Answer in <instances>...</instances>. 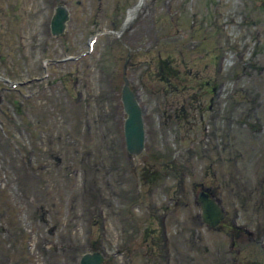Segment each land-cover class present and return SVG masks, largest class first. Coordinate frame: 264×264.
Returning <instances> with one entry per match:
<instances>
[{
  "label": "rangeland",
  "instance_id": "rangeland-1",
  "mask_svg": "<svg viewBox=\"0 0 264 264\" xmlns=\"http://www.w3.org/2000/svg\"><path fill=\"white\" fill-rule=\"evenodd\" d=\"M63 1L71 10L70 21L76 33L77 50H97L106 54L108 65L118 74L123 57L127 56V48L114 40V34L97 32L117 29L138 0ZM20 2L23 4V0ZM39 6L40 0H34L33 7L31 0H26L21 7L28 10L33 21H48L53 6L44 7L41 13ZM95 34L93 43L88 45V40ZM122 36L134 48L126 75L132 76L133 67H136L135 87L145 111V149L137 159L124 155L125 150L120 147L122 119L92 122L91 138L83 131L84 121L78 119L73 136L52 138V144H45H48L47 150L54 145L57 155L64 154L62 168L55 165L31 173L25 166L28 152L19 153L16 146L20 145L26 151L36 140L20 136L9 138L0 132V164L7 167L8 177L6 186H0V226L3 227L0 230V250L12 255L13 264H58L59 261L74 264L69 253L65 256L68 260L51 253V258L43 262L40 256L42 237L57 246L76 245L79 250L76 257H79L90 240L101 236L98 226L88 224L86 207L101 193L106 177L134 178L133 166L138 161L136 166L141 172L144 165L156 167L159 172L158 162L170 159L169 155L176 153L175 161L187 166V182L210 183L212 178L220 179L221 196L228 205L235 199L238 187L241 188L240 194H250L252 201L261 191L264 193V105L257 110L256 99L260 98L259 102L264 104L262 0H142ZM217 52L223 56L218 65L213 64ZM168 58L170 72L160 66V60ZM251 61L255 62L254 67L249 65ZM168 75L171 76L166 80ZM204 79H209V85L201 84ZM216 81L223 84L218 91V103L214 101L212 106L219 109V118L216 119L219 139H215L218 146L214 151H208V145L198 139L201 131H205L203 123H211L209 86ZM184 86L187 88L183 89ZM251 98L255 101L257 116H262L260 120L255 115L247 117ZM81 113L79 107L78 114ZM254 117L262 124V130L253 132L249 122L238 123L247 118L252 124L256 121ZM226 125L233 130L229 137L225 134ZM215 140L211 139V143ZM42 145L39 140V146L44 150ZM202 147L205 150L201 151ZM86 152L91 156L88 164ZM40 154L32 156L35 167L42 163ZM67 155H75L76 161L83 160V167L91 168L87 173L92 179L91 190H82L83 171L66 169L67 162L70 165ZM212 158L214 161L211 162ZM105 165L111 166L109 175ZM246 209L252 210L253 207L248 205ZM43 213L48 217L49 226L58 224L60 227L54 233H49L47 224L42 222ZM61 233L65 236L63 240Z\"/></svg>",
  "mask_w": 264,
  "mask_h": 264
},
{
  "label": "flooded vegetation",
  "instance_id": "flooded-vegetation-1",
  "mask_svg": "<svg viewBox=\"0 0 264 264\" xmlns=\"http://www.w3.org/2000/svg\"><path fill=\"white\" fill-rule=\"evenodd\" d=\"M62 2L40 0V13L49 5L53 10L48 21H33L34 17L21 7L26 0L23 4L20 0L15 4L13 0H0V132L9 138L20 136L36 140L26 151L20 145L16 146L19 153L28 152L25 166L31 173L64 164V154L57 155L54 145L47 150L48 144H45H52V138L73 136L78 119L84 121L83 131L88 138H91L92 122L109 118L123 120L121 88L125 76L137 93L136 67H133L132 76L126 75L125 61L128 59V64L134 48L122 36L125 28L112 33L114 39L127 48V56L123 57L121 71L117 74L115 68L108 65L106 54L97 50H77L71 21L64 33L54 31L51 19ZM33 3L31 0L32 7ZM210 90L208 107L212 119L210 124L203 123L205 131H201L198 141L208 145L206 150L214 151L218 146L215 139L218 138L216 119L219 109L212 106L219 98L214 84ZM250 101L252 104L253 98ZM199 117L203 119L202 114ZM211 139L216 143L212 144ZM39 140L43 142L44 150L40 148ZM120 147L125 150L123 137ZM38 153L42 163L35 167L32 156L36 157ZM86 155L88 164L91 156L88 152ZM124 155L139 157L126 152ZM74 156L67 155L70 165L67 162L66 169L83 171L82 190H91L92 179L87 177L91 168L86 169L84 164L83 167V160L78 162ZM175 157L176 153L170 159L158 162L159 173L165 172L163 177H155L156 167L144 165L141 172L136 166L138 161L133 166L134 178L103 179L101 193L86 207L88 224L98 226L101 236L90 240L80 255L84 250L98 249L103 264H264V193L257 194L252 201L251 195H241L238 187L235 199L228 205L221 196L220 179L212 178L210 183L193 180L189 184L185 178L186 165L175 161ZM110 167L105 165L108 175ZM201 192L213 197L224 209L223 217L215 225L207 224L202 216ZM248 205L253 209H246ZM44 212L48 210L44 209ZM41 220L47 224L49 233L60 228L58 224L49 226L44 213ZM2 228L0 226V230ZM64 237L61 235V240ZM40 244L43 262L51 258V253L63 256V260L69 253L72 262L79 264L76 245H53L44 236ZM21 259L24 260L23 254ZM0 264H13L12 255L0 250Z\"/></svg>",
  "mask_w": 264,
  "mask_h": 264
},
{
  "label": "water",
  "instance_id": "water-1",
  "mask_svg": "<svg viewBox=\"0 0 264 264\" xmlns=\"http://www.w3.org/2000/svg\"><path fill=\"white\" fill-rule=\"evenodd\" d=\"M142 0H138L132 7L136 11ZM69 18V10L65 4H59L52 18L54 29L64 32L66 21ZM130 20V16H125L121 28ZM122 105L125 112L123 119V137L126 151L138 155L144 148L146 132L144 125V109L134 92L130 89L126 78L121 92ZM203 217L209 224H214L222 217V211L212 200L201 196ZM80 264H102L100 251H84L80 258Z\"/></svg>",
  "mask_w": 264,
  "mask_h": 264
},
{
  "label": "trees",
  "instance_id": "trees-1",
  "mask_svg": "<svg viewBox=\"0 0 264 264\" xmlns=\"http://www.w3.org/2000/svg\"><path fill=\"white\" fill-rule=\"evenodd\" d=\"M262 2H263V5H264V0H262ZM253 65H255V64L253 63ZM160 66H161L162 68L168 70V72H170L171 69H172V68H171V65H170V59H169V58H168V59H161V60H160ZM170 76H171V75H168V77H167L166 80H168V78H169ZM204 83H206V82H204ZM185 88H187V87L184 86L183 89H185ZM175 89H176V86H175ZM182 91H184V90H182ZM159 160H160V159H159ZM163 160H164V159H163ZM155 177H161V175L159 174L158 170H156Z\"/></svg>",
  "mask_w": 264,
  "mask_h": 264
}]
</instances>
